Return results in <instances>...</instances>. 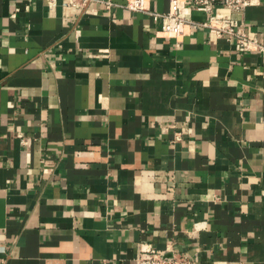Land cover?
<instances>
[{
  "label": "crops",
  "instance_id": "crops-1",
  "mask_svg": "<svg viewBox=\"0 0 264 264\" xmlns=\"http://www.w3.org/2000/svg\"><path fill=\"white\" fill-rule=\"evenodd\" d=\"M103 1L0 0V264H264V52Z\"/></svg>",
  "mask_w": 264,
  "mask_h": 264
},
{
  "label": "built area",
  "instance_id": "built-area-1",
  "mask_svg": "<svg viewBox=\"0 0 264 264\" xmlns=\"http://www.w3.org/2000/svg\"><path fill=\"white\" fill-rule=\"evenodd\" d=\"M258 0H191V6L182 8L176 0H172L166 13L152 12L144 6V0H130L122 6H117L111 0H104L102 4L107 10L121 7L128 11L142 12L150 15L154 22H161L160 33L167 38L179 42L185 36L187 29H196L199 24L188 17L190 11L208 14V20L201 24L216 36H227L233 39L232 46L238 52H264V32L262 42L254 37L249 38L242 30V26L231 18L232 14H240L247 7L253 6ZM90 0H67L69 6L84 7ZM135 264H193L186 255L165 257L163 252L155 250L150 245L141 246L134 258Z\"/></svg>",
  "mask_w": 264,
  "mask_h": 264
}]
</instances>
